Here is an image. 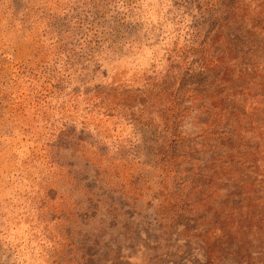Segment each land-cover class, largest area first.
<instances>
[{"label":"rangeland","instance_id":"1","mask_svg":"<svg viewBox=\"0 0 264 264\" xmlns=\"http://www.w3.org/2000/svg\"><path fill=\"white\" fill-rule=\"evenodd\" d=\"M260 5L0 0V264H264Z\"/></svg>","mask_w":264,"mask_h":264},{"label":"trees","instance_id":"2","mask_svg":"<svg viewBox=\"0 0 264 264\" xmlns=\"http://www.w3.org/2000/svg\"><path fill=\"white\" fill-rule=\"evenodd\" d=\"M257 7H258V9H260V14H264V5H260V6H257ZM216 18H217V20H216L217 22L213 24V26L211 28V31H215L216 29L219 30L220 28H222L221 25H220V23L218 22V20H220V16L216 15ZM223 21H226L227 22V18L225 20H223ZM226 25H227V23H226ZM263 26H264V17L259 16V18H257V21H256V23L254 25V28L255 29L256 28L262 29ZM260 127L261 128H264V123L261 124ZM252 130H254V129L252 128Z\"/></svg>","mask_w":264,"mask_h":264}]
</instances>
